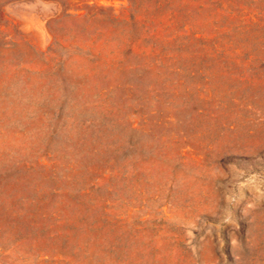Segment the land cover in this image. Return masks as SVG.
Instances as JSON below:
<instances>
[{"label":"rangeland","instance_id":"rangeland-1","mask_svg":"<svg viewBox=\"0 0 264 264\" xmlns=\"http://www.w3.org/2000/svg\"><path fill=\"white\" fill-rule=\"evenodd\" d=\"M0 264H264V0H0Z\"/></svg>","mask_w":264,"mask_h":264}]
</instances>
